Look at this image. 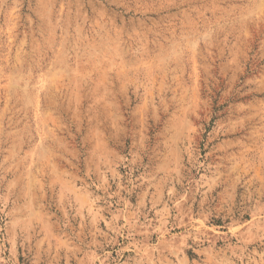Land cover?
<instances>
[{
    "label": "rangeland",
    "instance_id": "1",
    "mask_svg": "<svg viewBox=\"0 0 264 264\" xmlns=\"http://www.w3.org/2000/svg\"><path fill=\"white\" fill-rule=\"evenodd\" d=\"M0 264H264V0H0Z\"/></svg>",
    "mask_w": 264,
    "mask_h": 264
}]
</instances>
